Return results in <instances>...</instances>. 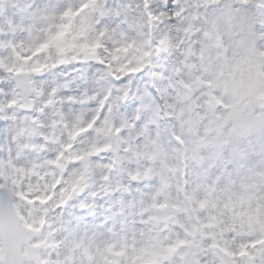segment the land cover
Returning <instances> with one entry per match:
<instances>
[{
  "label": "snow or ice",
  "instance_id": "obj_1",
  "mask_svg": "<svg viewBox=\"0 0 264 264\" xmlns=\"http://www.w3.org/2000/svg\"><path fill=\"white\" fill-rule=\"evenodd\" d=\"M0 264H264V0H0Z\"/></svg>",
  "mask_w": 264,
  "mask_h": 264
},
{
  "label": "clouds",
  "instance_id": "obj_2",
  "mask_svg": "<svg viewBox=\"0 0 264 264\" xmlns=\"http://www.w3.org/2000/svg\"><path fill=\"white\" fill-rule=\"evenodd\" d=\"M253 16H254V13H250V15H249V19L251 20V19H253ZM251 114V111L249 112V115Z\"/></svg>",
  "mask_w": 264,
  "mask_h": 264
}]
</instances>
